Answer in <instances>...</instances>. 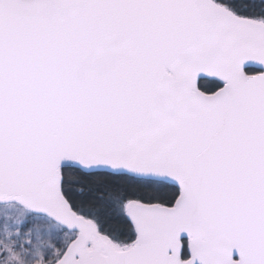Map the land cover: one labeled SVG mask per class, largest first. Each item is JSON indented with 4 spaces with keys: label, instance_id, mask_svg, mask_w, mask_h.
Listing matches in <instances>:
<instances>
[{
    "label": "snow or ice",
    "instance_id": "1",
    "mask_svg": "<svg viewBox=\"0 0 264 264\" xmlns=\"http://www.w3.org/2000/svg\"><path fill=\"white\" fill-rule=\"evenodd\" d=\"M0 264H264V0H0Z\"/></svg>",
    "mask_w": 264,
    "mask_h": 264
}]
</instances>
